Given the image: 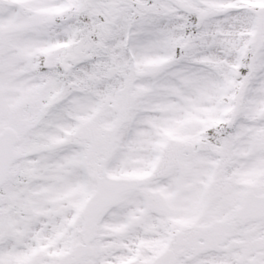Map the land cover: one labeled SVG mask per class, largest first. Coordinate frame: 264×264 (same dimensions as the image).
<instances>
[{
	"label": "snow or ice",
	"instance_id": "snow-or-ice-1",
	"mask_svg": "<svg viewBox=\"0 0 264 264\" xmlns=\"http://www.w3.org/2000/svg\"><path fill=\"white\" fill-rule=\"evenodd\" d=\"M0 264H264V0H0Z\"/></svg>",
	"mask_w": 264,
	"mask_h": 264
}]
</instances>
